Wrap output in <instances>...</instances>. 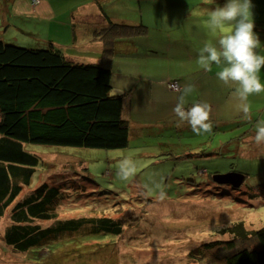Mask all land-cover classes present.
<instances>
[{"label": "rangeland", "instance_id": "374dc122", "mask_svg": "<svg viewBox=\"0 0 264 264\" xmlns=\"http://www.w3.org/2000/svg\"><path fill=\"white\" fill-rule=\"evenodd\" d=\"M37 3L32 0V5ZM252 3L253 19L264 22V0ZM196 27V39L206 33L215 34L210 25ZM163 35L151 30L139 37L138 53L126 62L147 63L141 73L156 78H175L183 69L200 68L196 58L190 61L182 56L179 61L173 60L163 42L168 38ZM162 36L166 39L161 42ZM171 44L178 53L185 52L179 41ZM155 49L157 59L149 52H156ZM174 58L179 59L176 55ZM132 68L127 71L134 74L136 70ZM117 82L114 78V83ZM136 87L141 89L142 85ZM232 91H218L222 104L212 114L218 122L210 133L201 135H195L187 125L177 126L172 109L166 104L169 101H164L168 95L175 98V91L164 94L159 104L154 101L139 106L133 101L131 106L125 105L124 119L130 116L132 121L149 124L134 131L126 148L118 149L140 161L137 175L129 182L116 176L117 150L28 146L27 151L44 157L53 166L68 164L77 171L84 169L90 179L84 195L72 197L77 203L73 201L70 205L77 208L69 212L63 204L61 216L64 210V218L107 216L117 220L122 231L114 235L77 229L71 240L31 248L25 253L13 252L0 241V264H213L210 260L194 262L188 254L200 244L226 240L220 230L234 223L242 222L250 231L262 228L264 192L257 193L264 185V144L256 145L250 138L255 134L256 121L264 119V93L249 98L252 104L249 120L235 111ZM238 121L241 122L237 128ZM249 121L251 124H244ZM69 166L67 169L71 170ZM226 173L242 174L245 177L242 185L232 188L211 178ZM52 174L49 170L38 172L35 184L47 182ZM150 178L163 179L166 189L163 201L155 195L143 194V184ZM79 205L82 206L78 208ZM5 224L3 219L0 230Z\"/></svg>", "mask_w": 264, "mask_h": 264}, {"label": "trees", "instance_id": "16d2710c", "mask_svg": "<svg viewBox=\"0 0 264 264\" xmlns=\"http://www.w3.org/2000/svg\"><path fill=\"white\" fill-rule=\"evenodd\" d=\"M106 18L107 25L92 33V42L102 46L96 62L73 61L52 43L46 49H31L0 41V224L6 219L0 241L13 252L71 240L78 230L114 235L122 231L117 220L107 216L64 218L65 210L61 216L63 204L69 212L77 208L70 205L72 197L84 195L88 175L68 164L53 166L27 151L28 146L101 150L128 146L130 126L123 118V104L130 92L115 91L110 65L114 57H122L119 42L138 43L149 28ZM254 23L255 32L263 33L257 51L264 55V22ZM217 34L204 36L197 44L204 45ZM168 39L163 41L166 47L171 44ZM173 81L178 83L169 82ZM45 170L53 174L47 182L36 185V174ZM261 192L264 185L257 195ZM220 232L226 240L200 244L190 251L189 259L264 264V226L250 231L238 222Z\"/></svg>", "mask_w": 264, "mask_h": 264}, {"label": "crops", "instance_id": "0c3cea01", "mask_svg": "<svg viewBox=\"0 0 264 264\" xmlns=\"http://www.w3.org/2000/svg\"><path fill=\"white\" fill-rule=\"evenodd\" d=\"M37 2L36 5H32V0H0V41L31 49H41L52 43L73 61L96 62L100 58L102 46L92 42V33L107 25V16L114 23L131 25L140 23L149 28L147 35L153 30L159 35H166L171 43L179 41L184 45L182 50L185 52L178 53L170 44L171 46L168 45L167 48L171 58L179 61L185 56L182 59L193 61L194 58L197 59L198 51L203 46L197 44L201 43L198 40L209 35L206 33L198 39L195 38L198 34L196 26L203 28L209 26L207 15H202L201 9L223 6L226 0H213L215 6L207 0H37ZM173 35H177L178 38L170 39ZM194 40L195 44L192 42ZM117 48L122 57H114L110 68L113 72V88L119 90L116 92H130L124 98L123 112L125 105L131 106L133 101L139 106L152 104L154 101L159 104L164 99V94L171 93L167 83L178 78L180 87L186 83L195 86V92L186 98V106L195 102H207L212 109L211 120L218 122L212 116L214 108L218 112L222 104L217 93L230 91L231 88L222 85L216 78L218 69L215 65L211 73L201 68L194 71L186 68L180 71L177 77L174 76L175 78L145 77L141 69H145L147 63L144 65L143 62L141 64L126 62L127 58L133 59V55L138 53L137 43L123 41L118 43ZM149 52L150 56L157 54V50L154 53ZM174 55L179 59L176 60ZM153 58L157 59L158 56ZM131 67L136 70L134 74L127 71ZM115 69L118 70L117 73L113 71ZM259 75L261 82L264 83L263 68ZM114 78H117V83H114ZM139 84L142 85L141 89L136 87ZM175 93L179 95L178 92ZM177 96L173 98L168 95L164 100L169 101L166 104L171 109L175 106ZM229 96L227 93L226 97ZM125 120L130 126L129 140L134 137V131L149 126L148 123L132 121L130 116ZM248 123L251 124V121Z\"/></svg>", "mask_w": 264, "mask_h": 264}, {"label": "clouds", "instance_id": "9594fccd", "mask_svg": "<svg viewBox=\"0 0 264 264\" xmlns=\"http://www.w3.org/2000/svg\"><path fill=\"white\" fill-rule=\"evenodd\" d=\"M212 3L213 0H207ZM254 5L252 0H226L223 6L201 9L207 15L211 29L219 34L214 41L204 43L199 49L197 63L207 72L215 65L216 78L222 85L233 89L234 108L245 119L252 118L250 97L264 93V83L260 72L264 68V55L258 53L261 39L254 31ZM225 26H231L227 28ZM179 95L172 109L177 126L187 125L195 135L210 133L213 129L211 106L207 102H195L187 105V97L195 86L186 83L177 89ZM256 145L264 144V119L255 124V134L250 138ZM116 176L120 181H131L138 172L140 161L132 154L117 150ZM144 195H155L158 200L166 198L163 179L150 178L143 184Z\"/></svg>", "mask_w": 264, "mask_h": 264}, {"label": "water", "instance_id": "95a60500", "mask_svg": "<svg viewBox=\"0 0 264 264\" xmlns=\"http://www.w3.org/2000/svg\"><path fill=\"white\" fill-rule=\"evenodd\" d=\"M218 184L229 185L232 188H239L244 180V176L239 173H226L221 175H215L214 179Z\"/></svg>", "mask_w": 264, "mask_h": 264}, {"label": "built area", "instance_id": "2783aa9c", "mask_svg": "<svg viewBox=\"0 0 264 264\" xmlns=\"http://www.w3.org/2000/svg\"><path fill=\"white\" fill-rule=\"evenodd\" d=\"M168 89L171 90V91H175V92H178L177 89L180 88L178 83L173 81V82H169L168 83Z\"/></svg>", "mask_w": 264, "mask_h": 264}, {"label": "bare ground", "instance_id": "6f19581e", "mask_svg": "<svg viewBox=\"0 0 264 264\" xmlns=\"http://www.w3.org/2000/svg\"><path fill=\"white\" fill-rule=\"evenodd\" d=\"M169 83V82H168ZM168 83H167V85H168ZM179 85V84H178ZM180 87V86H179ZM167 88H168V86H167ZM171 91V90H170Z\"/></svg>", "mask_w": 264, "mask_h": 264}]
</instances>
